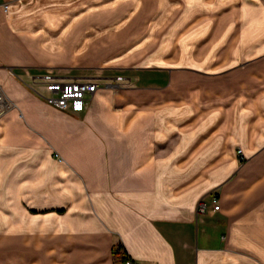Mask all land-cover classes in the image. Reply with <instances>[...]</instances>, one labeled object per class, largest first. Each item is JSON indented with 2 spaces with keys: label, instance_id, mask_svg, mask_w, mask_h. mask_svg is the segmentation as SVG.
<instances>
[{
  "label": "crops",
  "instance_id": "crops-1",
  "mask_svg": "<svg viewBox=\"0 0 264 264\" xmlns=\"http://www.w3.org/2000/svg\"><path fill=\"white\" fill-rule=\"evenodd\" d=\"M62 2L0 0V264H264V0Z\"/></svg>",
  "mask_w": 264,
  "mask_h": 264
},
{
  "label": "built area",
  "instance_id": "built-area-1",
  "mask_svg": "<svg viewBox=\"0 0 264 264\" xmlns=\"http://www.w3.org/2000/svg\"><path fill=\"white\" fill-rule=\"evenodd\" d=\"M40 82L43 84L42 91L37 93L48 103L55 107L78 112L85 108L89 97L97 88V82L88 78H59L50 73H45L41 76ZM6 107V99L3 93L0 92V114ZM241 154V148L237 149ZM215 203L214 207L218 208ZM199 210L204 209V204L199 205ZM115 264H139L130 256L119 258Z\"/></svg>",
  "mask_w": 264,
  "mask_h": 264
},
{
  "label": "rangeland",
  "instance_id": "rangeland-1",
  "mask_svg": "<svg viewBox=\"0 0 264 264\" xmlns=\"http://www.w3.org/2000/svg\"><path fill=\"white\" fill-rule=\"evenodd\" d=\"M63 2H62V11H64V14H66V13H68V9H70L71 8V5H73L74 3H75V0H62ZM67 19V18H66ZM65 19V20H66ZM64 20V21H65ZM68 20H69V18H68ZM67 21V20H66ZM65 21V22H66ZM102 20L100 19V17H94V23H93V27H88L87 28V30L90 32V31H92V37H87V36H83L84 37V43H90V38H92V42L93 41H95L96 40V38L99 36V33H100V31H101V27H102ZM63 24H66V23H63ZM67 27H69V25L67 26ZM67 32H69V28H66L65 29V35L67 34ZM67 36V35H66ZM66 36H65V38L63 37V39L66 41ZM63 40V41H64ZM67 41H69V40H67ZM66 41V42H67ZM65 42V43H66ZM64 43V44H65ZM64 50H66V49H64ZM57 68V67H56ZM58 68H60L61 70H64V71H68L67 70V68H69V67H67V66H64V65H61V67H58ZM47 69V71L48 72H50V71H53L52 69H53V67H47L46 68ZM47 72V73H48ZM40 80H41V78H40ZM31 82H29L28 84L31 86V88H33L34 90H35V92H37V91H39V90H41L42 91V89H40V88H38L36 85H35V79L34 80H30ZM33 81V82H32ZM43 85V84H42ZM0 92L1 93H3V95L5 94L3 91H2V89L0 88ZM38 94V93H37ZM5 96V95H4ZM5 99H6V97H5ZM7 105L8 104H6V107H5V109L7 108ZM5 109H4V111H5ZM4 111L2 112V113H4ZM2 113L0 114V116L2 115ZM4 245V244H3ZM5 246H3V248L0 246V263H3L4 261H5V248H4ZM120 253H118V255L115 257V261H117V259H119V258H125L126 256H129L128 255V253L126 252V250L125 249H123V247H121V251H119ZM131 257V256H130ZM132 258V257H131ZM114 264H115V262H114Z\"/></svg>",
  "mask_w": 264,
  "mask_h": 264
}]
</instances>
